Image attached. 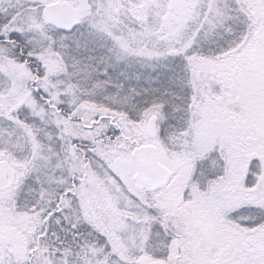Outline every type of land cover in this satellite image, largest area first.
Segmentation results:
<instances>
[{
  "label": "snow or ice",
  "instance_id": "snow-or-ice-1",
  "mask_svg": "<svg viewBox=\"0 0 264 264\" xmlns=\"http://www.w3.org/2000/svg\"><path fill=\"white\" fill-rule=\"evenodd\" d=\"M0 264H264V0H0Z\"/></svg>",
  "mask_w": 264,
  "mask_h": 264
}]
</instances>
